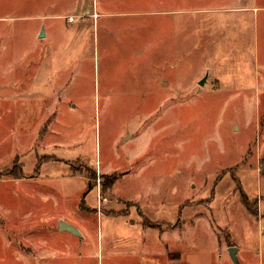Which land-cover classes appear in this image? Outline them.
I'll return each instance as SVG.
<instances>
[{
    "label": "rangeland",
    "instance_id": "374dc122",
    "mask_svg": "<svg viewBox=\"0 0 264 264\" xmlns=\"http://www.w3.org/2000/svg\"><path fill=\"white\" fill-rule=\"evenodd\" d=\"M233 247L264 264V0H0V264Z\"/></svg>",
    "mask_w": 264,
    "mask_h": 264
},
{
    "label": "water",
    "instance_id": "95a60500",
    "mask_svg": "<svg viewBox=\"0 0 264 264\" xmlns=\"http://www.w3.org/2000/svg\"><path fill=\"white\" fill-rule=\"evenodd\" d=\"M44 38V32L41 33V35L39 36V39H43ZM206 81H203L200 86H203L205 84ZM61 232L63 233H69L75 237H80L79 233L72 227H69L65 224L61 225ZM229 255H230V259L232 261L233 264H239L238 259H237V250L235 248H232L229 250Z\"/></svg>",
    "mask_w": 264,
    "mask_h": 264
},
{
    "label": "crops",
    "instance_id": "0c3cea01",
    "mask_svg": "<svg viewBox=\"0 0 264 264\" xmlns=\"http://www.w3.org/2000/svg\"><path fill=\"white\" fill-rule=\"evenodd\" d=\"M234 248V247H233ZM232 249V248H231ZM230 250V249H229ZM165 258V257H164ZM167 259H168V257H167ZM176 261H178V262H180L181 261V259L180 260H176ZM171 262H173L172 260H169L168 259V263H166V264H172ZM231 264V263H230ZM233 264V263H232Z\"/></svg>",
    "mask_w": 264,
    "mask_h": 264
},
{
    "label": "trees",
    "instance_id": "16d2710c",
    "mask_svg": "<svg viewBox=\"0 0 264 264\" xmlns=\"http://www.w3.org/2000/svg\"><path fill=\"white\" fill-rule=\"evenodd\" d=\"M247 205H248V203H247Z\"/></svg>",
    "mask_w": 264,
    "mask_h": 264
}]
</instances>
